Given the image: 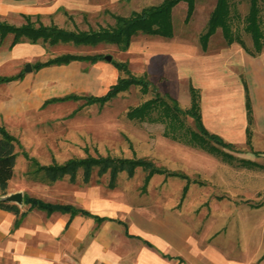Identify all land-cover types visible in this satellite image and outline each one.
Returning <instances> with one entry per match:
<instances>
[{"label": "rangeland", "instance_id": "rangeland-1", "mask_svg": "<svg viewBox=\"0 0 264 264\" xmlns=\"http://www.w3.org/2000/svg\"><path fill=\"white\" fill-rule=\"evenodd\" d=\"M77 1L75 5L67 6L70 13L58 5L54 9L44 10L40 16L44 20L53 19L70 26L97 25L113 21L110 9L127 12L131 7H139L156 0ZM213 2L214 0H194L190 16L184 19L186 1H175L171 6L174 26L172 39L200 44L197 34ZM230 2L237 10L233 16L235 29L242 34L246 42L251 43L250 33L242 27L240 17L247 9L248 0H230ZM256 5L260 25L259 36L264 42V0H257ZM0 15L16 21L22 18L21 13L10 9L5 0H0ZM139 31L141 30L133 32V35L141 34ZM210 34L212 37L221 35L220 26L217 25ZM10 36L11 31H8L0 37V72L14 71L18 68L23 70L22 75L0 79V121L19 139L16 143L18 151L10 177L13 184L23 175V189L49 198L66 196L59 190L31 185L30 182L36 183L40 182L37 180L42 179L27 176L23 172L27 164V157L22 152L23 146L43 161L50 160L51 157L63 159L70 154L95 152L96 149L102 152L126 154L134 151L150 155L157 162L170 167L182 168L191 175L201 176L204 181L189 179L183 195L180 196L184 176L153 171L144 188H141L144 168L140 164H137L131 173H127L124 169L118 170L112 184L108 182V171L98 172L95 166L87 178L80 175V169L75 177L70 178L67 172L57 177L65 182L71 180L76 185L87 179L96 182L113 202L115 200L145 201L161 206L170 205L185 212L196 223L214 218L215 222L225 223V230L230 232L235 231L240 225L243 227L242 224L250 220L264 218V164L250 160L242 162L239 158L248 156L264 160V149L256 153L244 138L231 139L235 142L234 146L222 145L231 150L233 155L229 159L223 157L220 152H214L171 135V130H175L178 136L182 134L181 128L177 127V124H172L175 119L186 126H195L192 114L186 110L187 105L182 98L180 100V96L185 91L184 79L179 80V86L175 84L171 88L163 82L159 83L147 65L144 66V70L136 67L130 51L118 46L113 40L50 42L21 38L9 43ZM161 38L168 40L169 37ZM63 49H100L103 52L110 51L111 57L125 58L130 70L144 72L157 84L161 92L167 88L172 94L179 95L178 103L182 108L173 106L170 99L164 95L151 109L150 116L127 115L125 110L129 104L153 92L151 86L142 89L138 82L133 81L119 88L103 101H85L83 96L45 99V96L51 93L72 89L98 92L103 90L118 73L126 72L124 68L116 66L111 57L104 55L94 60L73 58L68 61L45 63L37 67L32 65L35 58ZM159 57L160 55H157L155 59L156 68L160 61ZM26 60L31 63L28 67H24ZM165 101L169 112H165L161 106ZM165 127L168 129L167 132L164 130ZM217 193L222 194L217 195ZM243 196L248 198L243 199Z\"/></svg>", "mask_w": 264, "mask_h": 264}, {"label": "crops", "instance_id": "crops-1", "mask_svg": "<svg viewBox=\"0 0 264 264\" xmlns=\"http://www.w3.org/2000/svg\"><path fill=\"white\" fill-rule=\"evenodd\" d=\"M5 1L10 9L22 15L20 20H13L15 22L24 18V11L40 16L44 10L58 5L70 13L67 6L78 2ZM139 32L141 34L132 33L125 46L135 66L144 70L147 65L155 79L170 88L175 84L179 86V80L184 79L185 91L180 100L182 98L187 106L191 81L199 91V110L204 124L228 139L245 136V80L252 114L251 143L255 148L264 149L262 39L256 49L242 34L243 41H226L221 32L215 37L209 34L202 46L172 39V34ZM161 37L169 38L163 40ZM157 55L160 61L156 68ZM175 96L178 100L179 95ZM11 175L5 191L20 188L21 192L34 193L23 189V175L15 184L10 180ZM37 181L40 182L30 183L39 188L59 190L66 196L49 198L35 194L72 201L111 216L98 218L81 210L69 214L68 209L48 210L20 199L16 201L24 210L13 222L17 212L0 205V264H264L263 217L230 232L225 230V223L215 222L214 218L196 223L185 212L170 205L113 202L98 183L88 179L79 185L59 177L50 182Z\"/></svg>", "mask_w": 264, "mask_h": 264}, {"label": "trees", "instance_id": "trees-1", "mask_svg": "<svg viewBox=\"0 0 264 264\" xmlns=\"http://www.w3.org/2000/svg\"><path fill=\"white\" fill-rule=\"evenodd\" d=\"M177 0H156L150 1L140 5L139 7H131L129 11L122 12L111 10L113 21L108 23H98L97 25L87 26H70L59 23L53 19L43 20L36 13L34 16L24 11V18L15 22L5 17L0 16V37L4 36L8 31H11L9 42L12 43L21 37H27L31 40L42 39L50 42L59 40H71L74 42H96L99 40H113L118 46L125 47L135 31L158 32L162 34H171L173 32V21L171 16V6ZM186 7L183 15L187 19L194 7V0H185ZM257 0H248L247 9L241 14L242 27L249 31L253 46L258 49L260 47V25L257 17ZM236 9L231 6L230 0H214L211 5L205 22L202 28L198 31L197 38L202 46H205L209 34L215 29L217 25L220 26L223 37L226 41L231 39H238L243 41L240 33L235 29L233 24V16ZM103 56V51L100 49L95 50H73L63 49L44 57L35 58L32 65L37 67L49 62L68 61L73 58H81L87 60H94ZM113 63L126 70L125 73H118L113 80L101 91H77L66 90L58 93H51L45 96V99L63 98V97H76L83 96L85 101H103L119 88L126 86L131 81L138 82L142 89L148 87L153 88V92L137 102L131 103L126 107V114L129 116L145 117L150 116V111L156 103L160 102L162 96L166 95L173 106H182L178 103L175 95L164 89L163 92L159 90L157 84L151 80L144 72H134L129 69L127 60L121 57L112 56ZM22 68L14 71L0 72V79H7L15 76L22 75ZM244 82L245 92V107L247 121L245 123V141L249 144L252 150L256 153L261 152L262 149L255 148L251 143V106L249 94L247 91L246 81ZM190 92V100L186 110L192 114L195 126H186L179 120H173L172 124H177L181 128V135L178 136L175 130H171V135H175L185 141L199 144L209 150L221 153L223 157L231 159L233 155L231 150L223 147L222 145L234 146L235 142L231 139L225 138L218 131L208 128L200 114L199 110V91L196 85L191 81L188 83ZM161 106L165 112H169L167 103L162 102ZM172 115V114H170ZM167 132V127L164 128ZM180 131V130H179ZM19 142L17 135L11 131L3 122L0 121V193L6 190L8 178L13 171V166L17 154L16 143ZM23 154L27 157V164L23 169L25 175L39 178L42 180H53L57 176L67 172L69 177H75L80 169V175L87 178L91 169L95 166L98 172L104 170L108 171V182L114 183L118 170L124 169L127 173H131L137 164L143 168L142 181L140 187L144 188L148 177L153 171H162L164 174L177 173L185 177L181 185L180 196L183 195L189 179L197 181H204V178L196 174L191 175L189 172L182 168L170 167L166 164L157 162L153 157L147 154L135 153L132 151L126 153H112L110 151L102 152L97 150L95 152L86 151L84 154H70L63 159L51 157L50 160H40L35 154L28 151L26 147H22ZM240 161H254L264 164V160L254 159L248 156H240ZM222 194V193H221ZM217 193V195H221ZM248 196H243L247 199ZM21 199L28 201V204H37L52 209L59 207L68 209L69 214L81 210L86 213H92L98 218L103 216H111L109 214L97 213L90 210L87 206L77 204L72 201H62L56 199L44 198L38 194L30 193L23 190ZM0 205L14 209L17 213L13 222H16L23 208L14 199H8L0 195Z\"/></svg>", "mask_w": 264, "mask_h": 264}, {"label": "water", "instance_id": "water-1", "mask_svg": "<svg viewBox=\"0 0 264 264\" xmlns=\"http://www.w3.org/2000/svg\"><path fill=\"white\" fill-rule=\"evenodd\" d=\"M103 55L106 57H111V52L110 51H104ZM30 62L28 60L25 61L24 63V67H28L30 66ZM21 189L20 188H16V189H12L9 191H3L0 193L1 196L8 198V199H14V200H20L21 199Z\"/></svg>", "mask_w": 264, "mask_h": 264}]
</instances>
